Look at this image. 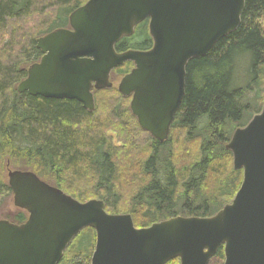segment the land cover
<instances>
[{
	"label": "trees",
	"instance_id": "trees-1",
	"mask_svg": "<svg viewBox=\"0 0 264 264\" xmlns=\"http://www.w3.org/2000/svg\"><path fill=\"white\" fill-rule=\"evenodd\" d=\"M88 1L0 0V159H6L5 170L10 161L12 169L32 171L80 202L101 200L109 214H130L137 228L177 216L216 215L243 181L226 145L264 106V0H245L238 29L188 63L186 95L164 143L139 126L130 99L116 86L94 91L93 112L76 101L18 92L29 67L40 59L37 40L69 27V15ZM139 38L145 39L137 47ZM152 45L142 23L116 50ZM247 58L250 83L236 88L238 62ZM131 67L128 62L117 68L114 82ZM250 92L255 96L249 98ZM11 196L1 179L0 208ZM27 219L20 209L6 218L16 224ZM95 246L96 232L86 228L59 264H91ZM217 255L225 259L223 248Z\"/></svg>",
	"mask_w": 264,
	"mask_h": 264
},
{
	"label": "water",
	"instance_id": "water-1",
	"mask_svg": "<svg viewBox=\"0 0 264 264\" xmlns=\"http://www.w3.org/2000/svg\"><path fill=\"white\" fill-rule=\"evenodd\" d=\"M245 0H89L69 17V29L37 40L44 54L18 92L69 99L95 110L94 90L111 89L112 72L134 68L118 85L130 109L154 139H169L186 95L187 65L238 29ZM149 19L153 47L118 52ZM243 171L235 198L212 217H183L137 228L130 214H109L101 200L80 202L32 171H6L23 224L0 220V264H59L86 228L96 232L91 264H210L223 248L224 264H264V106L226 145Z\"/></svg>",
	"mask_w": 264,
	"mask_h": 264
},
{
	"label": "rangeland",
	"instance_id": "rangeland-1",
	"mask_svg": "<svg viewBox=\"0 0 264 264\" xmlns=\"http://www.w3.org/2000/svg\"><path fill=\"white\" fill-rule=\"evenodd\" d=\"M145 38H139L136 39L134 41L135 46L140 47L139 44L143 43ZM139 50V49H136ZM249 66H250V61L249 59H244V60H240V62H238V66H237V73L235 76V82H234V86L236 88H244L246 87L249 83H250V75H249ZM120 78L118 80L115 81L116 86L119 84L120 82ZM255 92H250L249 94V98H252L255 96L254 94ZM247 100H249L248 98H246ZM0 180H4L7 181V171L5 170V163H6V159H0ZM17 211V208L14 205V200H13V196H11L10 198L7 199V201L3 204V206L0 208V220H4L6 218L12 217ZM210 264H224V259L216 256L214 257L211 261Z\"/></svg>",
	"mask_w": 264,
	"mask_h": 264
},
{
	"label": "flooded vegetation",
	"instance_id": "flooded-vegetation-1",
	"mask_svg": "<svg viewBox=\"0 0 264 264\" xmlns=\"http://www.w3.org/2000/svg\"><path fill=\"white\" fill-rule=\"evenodd\" d=\"M71 15V14H70ZM70 15H69V17H70ZM143 23H146L147 25H149V23H150V20L149 19H147V20H145ZM142 24V23H141ZM70 28V26L69 27H65V29H69ZM60 29V28H59ZM57 30V29H56ZM54 31V30H53ZM137 31V30H136ZM52 32V31H51ZM50 33V32H49ZM152 48V47H151ZM151 48H149V49H147V50H150ZM146 50V51H147ZM40 51V50H39ZM44 56V54L40 51V59L36 62V63H38V62H40L41 61V59H42V57ZM132 64V67H131V69H130V71L128 72V73H130L131 72V70L134 68V64L133 63H131ZM128 73H126V74H128ZM126 74H124L120 79H122ZM129 99H130V104H131V101H132V97H129ZM56 100H69V99H56ZM72 101H76V100H72ZM76 102H78V101H76ZM78 103H80V102H78ZM82 106H83V104L82 103H80ZM130 104H129V107H130ZM182 106V105H181ZM83 108H84V106H83ZM181 108V107H180ZM85 109V108H84ZM131 110V109H130ZM180 110V109H179ZM179 110H178V112L176 113V115H175V119H174V121L177 119V117H178V114H179ZM132 113V112H131ZM133 115V114H132ZM134 116V115H133ZM135 117V116H134ZM136 118V117H135ZM137 120V119H136ZM174 123V122H173ZM173 125V124H172ZM156 140V139H155ZM115 143H116V141H114ZM159 142V141H158ZM161 143V142H160ZM243 172V171H242Z\"/></svg>",
	"mask_w": 264,
	"mask_h": 264
}]
</instances>
